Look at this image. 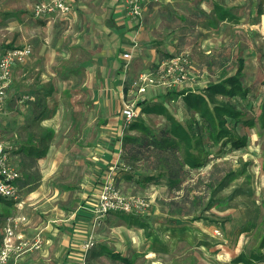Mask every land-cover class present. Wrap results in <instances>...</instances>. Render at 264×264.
<instances>
[{
  "label": "crops",
  "instance_id": "1",
  "mask_svg": "<svg viewBox=\"0 0 264 264\" xmlns=\"http://www.w3.org/2000/svg\"><path fill=\"white\" fill-rule=\"evenodd\" d=\"M125 3L126 0H72L66 14L32 17L39 20L31 34L32 53L13 71L21 72L12 73L11 83L16 90L26 84L29 93L23 95L28 99L21 95L17 103L21 112L12 109L16 114L13 126L21 130L27 121L35 131L51 129L53 136L45 156L23 157L19 171L11 155L20 142L7 143L2 130L10 148V161L20 173L22 196L7 206L6 214L0 210V225L12 216L18 236L30 243L40 239L38 247L22 254L20 264H79L81 245L90 237L94 245L86 258L100 243L108 246L107 237L100 232L101 217H96L93 210L100 188L107 180L118 188L137 185L133 180L137 171L120 160L125 127L121 113L123 85L180 48L161 19L186 21L188 27L187 20L197 12L204 19L210 14L228 19L236 12L220 0H146L139 21L126 13ZM183 34L187 37L189 32ZM130 50L132 58L125 69L122 54ZM25 68L26 82L22 77ZM164 92L162 87H149L140 104L141 112L149 98ZM39 99L46 105L47 114L34 118L28 112L25 117L24 105L31 106ZM179 108L178 114L183 117L184 111ZM117 251L129 259L132 254L130 250ZM97 258L100 257H90V261Z\"/></svg>",
  "mask_w": 264,
  "mask_h": 264
},
{
  "label": "rangeland",
  "instance_id": "2",
  "mask_svg": "<svg viewBox=\"0 0 264 264\" xmlns=\"http://www.w3.org/2000/svg\"><path fill=\"white\" fill-rule=\"evenodd\" d=\"M220 1L223 6L236 11L235 15L228 19L218 20L215 15L210 14L204 19L197 12L194 18L187 20L188 27L185 25L186 21L167 20L166 18L160 20L161 24L167 26L166 30L169 35L173 32V43H179L180 48L169 56L182 51H188L190 55L189 77L185 82H190L191 85L186 86L184 82L176 89L178 91L190 88L197 91L203 88L209 81L218 78L223 69L233 72L236 66V57L242 55L245 60L246 84L252 89L248 103L252 108L247 107L248 115L256 117L259 113V106L264 104V0ZM33 2L34 0H0V46L7 43L29 42L32 44L31 34L37 28L35 25L39 23V20L36 21L32 18ZM170 15L172 14L170 13ZM187 31L189 35L186 37L183 33ZM26 70L27 68L22 76L24 82L28 75ZM19 72L21 71L13 74L18 75ZM19 86V93L27 94L26 84ZM167 91L149 98L147 103L161 102L163 94ZM12 93H15L13 86L9 94ZM147 103L145 102V104ZM164 105L181 122L185 123L190 119L184 108H179V105H183L180 104L177 96ZM178 108L184 111L183 117L178 114ZM13 115H16L15 112L11 108H7L4 115L6 129L4 140L7 143L17 144L22 142L21 139L26 138L27 131L35 130L32 127L17 130L16 126H13ZM138 117L143 118L155 128L165 121L162 115L155 112H141ZM239 132L248 133L247 145L240 149H222L219 152V158L210 159L205 166L191 170L187 178L189 186L181 191H168L165 184L160 182H150L146 187L138 184L134 187L128 186L129 188L121 186L119 189L124 194L138 195L148 201V206L142 211L133 213L140 217L137 220L145 221L148 228L136 227L134 218L128 223L118 213H106L103 215L104 217L101 216L100 232L107 237L108 246L115 252L119 250L125 253L130 250L132 252L131 261L127 264H244L242 262L233 263L230 261V257L233 252L242 250L246 252L256 248L263 233L261 229L264 228V210L255 211V207L264 200L262 170L264 165V127L258 121L255 126L242 128ZM22 158L21 153L17 155L12 152V163L18 165L19 171ZM239 169L242 170V174L233 179L218 195L224 197L239 186L244 190H251V194L243 191L242 195L239 194V196L228 200L223 206L207 207L209 190L206 185L211 175H223L227 170ZM15 182L19 185L18 180ZM185 192L188 197L184 196ZM196 194L203 199V201L199 200L201 201L199 205L190 202L191 195ZM19 195L22 196V191ZM171 199L178 201L177 207L181 208L180 213L177 211V207H171ZM14 203L15 200L1 197L0 210L3 211ZM7 212L5 210L4 214ZM246 212L252 213V215L248 218ZM255 213L260 215V219H256L258 225L251 228L249 234L243 233L230 240L223 238L218 226L210 225L199 218V215H203L220 222L225 217L232 215V217L251 221L255 217ZM1 216L2 214H0V218ZM106 217H108L107 220L104 219ZM168 218L176 220L167 223L165 219ZM228 227L229 225L226 224V228L229 230ZM261 251L264 253V249ZM86 260L89 264H114L113 261L104 257L97 258L93 262H89L87 258ZM251 264H264V261Z\"/></svg>",
  "mask_w": 264,
  "mask_h": 264
},
{
  "label": "trees",
  "instance_id": "3",
  "mask_svg": "<svg viewBox=\"0 0 264 264\" xmlns=\"http://www.w3.org/2000/svg\"><path fill=\"white\" fill-rule=\"evenodd\" d=\"M216 10H218L217 6ZM220 17H217L218 20L222 19L223 15H220ZM14 45L7 43L1 45V47L11 48ZM18 66L14 68V71ZM244 67L245 60L242 55H238L233 72L223 69L218 78L209 81L203 88L197 91L190 88L178 91L176 89L168 90L163 94L161 102L143 105L142 112H155L162 115L165 121L162 125L155 128L143 118L137 117L125 125L120 160L132 171H137L135 177H133L134 182L142 187H146L150 182H160L165 184L168 191H181L186 186H189L187 178L191 170L205 166L210 159L219 158V152L222 149H240L247 145L248 133H240L239 131L242 128L255 126L258 121L264 127V104L259 106V113L256 117L248 115L247 107L252 108L248 104L252 89L246 84ZM11 88L12 84L7 92L6 109L11 108L19 113L20 110L17 107V103L22 100L23 95L16 89L15 93L10 95ZM173 94L177 96L180 104L184 106L186 113L189 114L190 119L185 123L174 117L173 113L164 105V103H169L173 98H176ZM143 102L140 101L139 104ZM24 106L23 113L25 117H28V112L34 118H42L47 114V107L43 104L42 99L37 100L31 106ZM23 128H29L27 121ZM2 130L3 133L6 132L5 127ZM52 136L53 131L49 128L39 131H27L26 138L21 139L23 142L16 146L13 153H21L23 157L27 158H42L47 153L48 143ZM262 170L264 176V165ZM240 174H242L241 169L227 170L223 175H211L206 185L209 190L206 206H223L228 200L239 196V194L242 195L243 191L251 194V190H244L239 186L235 187L230 194L224 197L218 195L225 186L229 185ZM186 192L184 196L188 197ZM200 199L203 201L200 195H191L190 202L199 205ZM177 202L171 199V207H177ZM259 209L264 210V200L256 205L255 211ZM177 211L180 213L181 208L177 207ZM110 213H118L128 223L134 218L136 227L138 226L141 229L148 228L147 223L142 219L137 220L140 217L133 213L120 211H111ZM251 215L252 213L246 212L248 218ZM259 216V214L255 213V217L251 221L240 219V217H232V215L225 217L220 222L217 219L203 215H199V218H202L210 225L218 226L223 238L230 240L243 233L249 234L251 228L258 225ZM175 220L165 219L167 223L175 222ZM226 224L229 225V230L226 228ZM261 230H263V233L257 247L246 252L244 250L233 252L230 257L231 262L251 264L264 261V253L261 251V249H264V228ZM104 255L113 261L114 264H127L131 261L129 257L119 252H114L113 249L101 243L96 250L92 251L90 257L96 258ZM90 257L87 258L89 261Z\"/></svg>",
  "mask_w": 264,
  "mask_h": 264
},
{
  "label": "built area",
  "instance_id": "4",
  "mask_svg": "<svg viewBox=\"0 0 264 264\" xmlns=\"http://www.w3.org/2000/svg\"><path fill=\"white\" fill-rule=\"evenodd\" d=\"M145 2L146 0H126V13L140 21ZM71 3L72 0H37L31 7L32 17L39 19L50 14H66L71 8ZM31 53L32 45L29 42L15 44L11 48L0 46V198L15 201L19 198V185L15 181L19 180L20 173L10 161V148L3 140L2 121L6 113L7 92L14 68L24 64ZM122 57L126 61L123 67L127 69L132 58V50L124 52ZM189 67V52L182 51L162 59L151 69L140 71L131 77L121 91V113L124 125L141 114L139 102L143 101V96L149 87H162L166 91L176 89L189 77ZM23 99H28V95H23ZM146 206L148 201L143 197L124 194L111 180H107L100 188L93 210L96 217H101L111 211L137 213ZM16 224V219L8 216L0 225V264H20L22 254L39 245V237L30 243L18 236L15 230ZM93 245L94 241L91 237L82 243L83 254L79 264H89L86 253Z\"/></svg>",
  "mask_w": 264,
  "mask_h": 264
}]
</instances>
